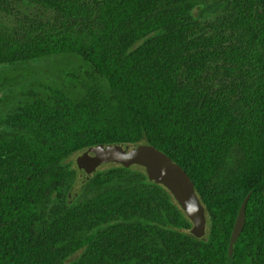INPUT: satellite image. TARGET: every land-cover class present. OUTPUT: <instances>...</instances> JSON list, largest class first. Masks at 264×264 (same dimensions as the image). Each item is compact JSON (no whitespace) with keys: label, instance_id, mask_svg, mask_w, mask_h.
I'll use <instances>...</instances> for the list:
<instances>
[{"label":"trees","instance_id":"obj_1","mask_svg":"<svg viewBox=\"0 0 264 264\" xmlns=\"http://www.w3.org/2000/svg\"><path fill=\"white\" fill-rule=\"evenodd\" d=\"M60 56L67 88L0 82V264H264V0H0V67ZM113 144L187 173L203 238L138 166L70 197L72 158Z\"/></svg>","mask_w":264,"mask_h":264},{"label":"water","instance_id":"obj_2","mask_svg":"<svg viewBox=\"0 0 264 264\" xmlns=\"http://www.w3.org/2000/svg\"><path fill=\"white\" fill-rule=\"evenodd\" d=\"M106 164H117L124 168L141 167L147 180L165 188L184 212L192 224L191 235L196 239L205 236L207 214L195 192L194 183L187 173L164 153L145 144H113L89 148L81 152L77 160L81 184ZM248 198L249 195L243 200L233 225L228 245L229 256L244 226Z\"/></svg>","mask_w":264,"mask_h":264},{"label":"rangeland","instance_id":"obj_3","mask_svg":"<svg viewBox=\"0 0 264 264\" xmlns=\"http://www.w3.org/2000/svg\"><path fill=\"white\" fill-rule=\"evenodd\" d=\"M81 64V60L72 56H60L51 60L35 62L26 65H17L14 67H0V82L3 78L8 80H19L16 86L13 85L10 91L18 92L27 85L44 83L49 87L67 88L69 81L65 76L67 72ZM1 84V83H0ZM7 91V90H6ZM3 92L0 93V96ZM1 116V112H0ZM80 154L72 158L73 164L77 166V160ZM81 185V179L78 172L76 183L72 188L70 197H74Z\"/></svg>","mask_w":264,"mask_h":264}]
</instances>
